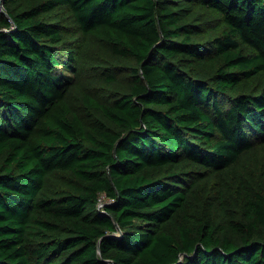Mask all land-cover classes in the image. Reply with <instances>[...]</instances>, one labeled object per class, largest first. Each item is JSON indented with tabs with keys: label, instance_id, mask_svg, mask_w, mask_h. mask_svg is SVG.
Wrapping results in <instances>:
<instances>
[{
	"label": "trees",
	"instance_id": "obj_1",
	"mask_svg": "<svg viewBox=\"0 0 264 264\" xmlns=\"http://www.w3.org/2000/svg\"><path fill=\"white\" fill-rule=\"evenodd\" d=\"M0 264H264V0H0Z\"/></svg>",
	"mask_w": 264,
	"mask_h": 264
},
{
	"label": "built area",
	"instance_id": "obj_2",
	"mask_svg": "<svg viewBox=\"0 0 264 264\" xmlns=\"http://www.w3.org/2000/svg\"><path fill=\"white\" fill-rule=\"evenodd\" d=\"M112 201H113V198H109V197H107V195L105 193H102L99 196V200H98V202H99L98 206H99L100 210L105 211L106 205Z\"/></svg>",
	"mask_w": 264,
	"mask_h": 264
},
{
	"label": "rangeland",
	"instance_id": "obj_3",
	"mask_svg": "<svg viewBox=\"0 0 264 264\" xmlns=\"http://www.w3.org/2000/svg\"><path fill=\"white\" fill-rule=\"evenodd\" d=\"M62 68V67H61Z\"/></svg>",
	"mask_w": 264,
	"mask_h": 264
}]
</instances>
